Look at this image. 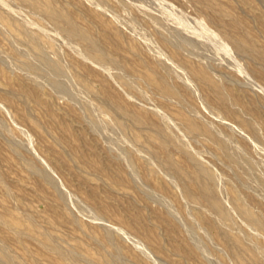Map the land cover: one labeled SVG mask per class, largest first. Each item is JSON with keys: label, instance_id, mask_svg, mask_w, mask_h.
<instances>
[{"label": "rangeland", "instance_id": "1", "mask_svg": "<svg viewBox=\"0 0 264 264\" xmlns=\"http://www.w3.org/2000/svg\"><path fill=\"white\" fill-rule=\"evenodd\" d=\"M85 1L89 5H82L81 0H56V3L70 10L79 23L91 25L94 34L106 40L104 44L108 52H111L110 54L115 58L118 57L117 59L127 66L126 69L95 64L82 49L80 50L81 47L76 40L51 28L47 18L18 0H0V245H2L0 248L9 253L13 260L19 263L25 262L23 264H103L101 257L112 252L121 264H180L178 262L181 261L185 264H198L197 260L191 258L189 260L187 256H184L187 254L184 250L179 254L174 253L172 243L180 244L186 240L191 243L189 245L199 257L211 264H235L229 253H225L226 250L222 249L215 231L203 225L207 215L202 208H197L198 206L188 202L184 196H180L177 181L159 169L154 160L135 143L136 139L145 142L151 132L130 123L127 117L113 108L110 102L101 100L104 98L102 95L104 96L107 92L111 96H122L119 98L123 100L125 97L126 104L132 106L131 108L134 106L135 110L139 109L137 111L142 112L140 114L148 120H162L172 132L180 135L191 150L196 149L193 151L195 158L216 174L217 179H220H218L219 185L225 193L231 186L245 191L242 193L249 195L246 197L249 198L251 205L254 207L259 205L263 213L264 193L250 181L247 184L245 181L236 180L232 166L223 158L218 148L204 140L192 138L180 128L175 119L177 112L183 110L182 107L170 101V98L166 99L162 92L155 91L145 76L146 71L142 62L151 64L156 61L167 66L170 64L168 67L171 69L172 78L180 81L176 83L177 81L173 79L174 82L176 81V85L182 90L187 87L192 88L186 91L190 94L192 92L193 97L187 98L196 105L203 104L204 107V93L201 88L196 89L185 75L186 72L176 67L177 63L174 62L176 57L173 56L172 48L164 45L158 47L160 44L155 45L154 41L144 37L138 26L128 23L121 16L117 2L128 6L151 33L164 34L175 46V42L179 41L177 32L182 30L181 34H185L194 43L205 47V50L212 48L214 52L217 51V55L219 53L222 58L219 62H222L217 70L213 69L215 72L212 70L213 75L224 78L225 82H230L228 83L234 95L251 108L263 129L264 76L254 72L258 66L253 62L242 56V58L239 55L236 56L228 45L218 41L219 39L204 29L196 16L195 8L200 7L196 0ZM214 1L217 3L224 1L222 3L233 5L235 11L245 12L243 16L245 15L256 35L257 43L264 46V3L259 0ZM9 20L24 24L27 30L36 36L39 35L37 37H40L43 43L61 56L66 73L65 76H58L67 86V92L52 87L48 78L54 75L47 68L41 67L43 69L42 71L40 69L41 72H35L18 62L17 57L29 62H34L36 57L33 50L19 39L17 29ZM158 20L164 24L158 23ZM116 30H121L122 35H117ZM116 39L117 41L119 39L121 47L132 52L131 55L125 48V50L115 49ZM177 43L178 48L180 45L179 42ZM179 51L182 53L181 50ZM182 54L191 63H203L194 55H188L186 52ZM217 55L214 53V56ZM231 76H237L239 81L230 80ZM123 83L136 85L139 83L137 86L143 89L149 99L146 95L145 98H139L131 92L130 94ZM33 84L37 85L39 90ZM34 87L37 89L34 90ZM12 93L14 96H10L13 95ZM111 106L112 109L109 108ZM203 112L206 118L210 119L205 120L208 124L230 128L236 132V135L239 134V140L252 145L253 141L246 137L245 130L213 114L206 105ZM121 115L123 116L119 118ZM196 120L201 121L200 118ZM122 123L124 128H121ZM118 126L124 130L121 131ZM243 137L246 138L244 141ZM18 139H22L27 154L21 149L19 154L13 151L11 142ZM257 143L254 141L253 145L256 144L257 150L264 157V145ZM124 149L133 153L137 165L144 163L152 170L148 180L143 178L141 169H136L129 164L124 156ZM241 149H239L240 153L245 156L244 150ZM109 154L118 156L136 187H126L123 184L118 177L117 165L113 164L118 162L111 159ZM172 156L175 161L184 163L182 155L177 151H173ZM27 157H33L32 159L36 160L47 173L49 172L52 178L59 181L64 199L59 205V216L51 210L52 189L29 171ZM93 165L104 167L107 175L96 174L92 170ZM90 187L93 189L89 190ZM94 189L97 195H92L90 192ZM139 190L151 195L152 199L146 201L142 197L139 206H136L127 193L137 197V194L141 192ZM103 205L108 214L101 212ZM164 212L170 213L174 221L170 218V222H164L160 217ZM139 213L144 216L143 226L153 227L157 231L162 242V253L154 252L148 244H145L146 242L130 232L127 225L124 226L116 221L117 218L127 215H130L128 219L132 220V217ZM232 216L238 220L234 212ZM220 225L225 227L222 223ZM247 231L264 245V234L257 228L248 227ZM51 239L56 241L53 242ZM45 241L53 243L56 251L53 249L51 252L52 248L46 246ZM254 245L257 246V251L253 249ZM60 247L65 251L59 250ZM252 249L259 253L262 260L264 259L258 244H253ZM66 250L69 251L66 252ZM64 252H66L65 255ZM56 253L59 257L64 256L59 259Z\"/></svg>", "mask_w": 264, "mask_h": 264}, {"label": "bare ground", "instance_id": "2", "mask_svg": "<svg viewBox=\"0 0 264 264\" xmlns=\"http://www.w3.org/2000/svg\"><path fill=\"white\" fill-rule=\"evenodd\" d=\"M18 1L22 3L23 5H26L29 9L33 10L34 12L42 15V17L44 16V18H47L48 20L47 22L49 23L48 25L51 28H54L60 31L61 33H64L67 36L76 40L81 47L80 50L82 49L90 57V59L93 62H95V64L104 65V66H108L111 68L126 69L127 66L123 62L118 60L117 59L118 57L115 58L112 54H110L111 52L110 53L108 52L107 47L104 44L106 40L100 39L101 37L98 38L94 34V31L91 25L79 23L77 19L73 16L71 11L65 7L57 5L56 0H18ZM99 1H104V0H99ZM259 1L264 3V0H259ZM81 2H82V5H86V4L89 5V3H87L85 0H81ZM196 2L200 6L198 8H195V12L197 13L196 16H197V19L201 22L202 26H204V29H206L209 32V34L211 33V35L213 34L217 39H219L218 41H221L222 43H225L226 45H228L233 50V53L235 52L236 56L237 55H239V57L242 56L246 58L248 61L253 62L256 66H258L257 68L258 70L256 69L254 72H257L258 74L264 76V46L257 43L256 35L253 33L252 28L248 23V20H246V18L244 17L245 15L243 16L245 12L240 11L242 13H239L235 11L234 10L235 7L233 8V5L228 4V3H222L224 1H222L221 3H217L214 0H196ZM117 3H118V10L121 16L128 23L138 26L140 32L144 35V37L146 36L152 41H154L155 43L153 42L152 43L155 45L160 44L158 45V47H161V45L162 46L164 45V46H169L172 48L173 56L176 57V60L174 61L175 63H177L176 67L178 66V68H180L182 72L184 71L188 74V75L187 74L185 75L188 77V79H190V82L196 86V89L197 87L201 88V90L204 93V103L208 110H210L213 114L219 117H222L226 119L227 121L231 122L234 126L245 130L246 137L251 142L253 141L254 143L255 141V143L256 142H258L259 144L263 143L264 145V129L261 126L262 125L261 122H259L256 119L251 108L248 107L247 104L242 102L239 99V97L234 95V93L232 92L230 88L231 86L229 84L230 83L229 81L225 82L224 78L213 75L214 73H212V70L215 68L217 70L220 67L221 62H222V61L219 62V60H221L222 58H220L221 55L219 53L217 55V51L214 52L212 48H209L208 51L207 49L205 50L204 49L205 47L203 48L202 46L194 43V41L191 40V38H188L185 34L184 35L181 34L180 32L182 30L180 32H177V38L179 40L177 42H179V45H180L177 48L176 47L178 44L177 42H175L176 43V46H175L174 43H172V41L168 39V37H166L164 34L151 33L146 26L142 25L143 23L141 24V21L138 20L137 16L131 12L128 6L126 7L122 3H119V2ZM86 8L88 9V7ZM91 16L93 17V15ZM96 17L98 16L96 15ZM9 21H11L13 26L17 29L19 39L23 42V44H26L33 50L35 57H36V60L34 62H29V61H26L14 55L17 57L18 62L24 67L32 71H35V72L36 71L41 72L43 70L41 69V67L47 68L54 75L53 77L51 76L48 78L52 87L56 88V90L59 89L60 91L67 92L68 91L67 86L65 85L63 81L60 80L61 78L59 79V76H58V75H64L66 73V69L60 59L61 56L58 53L54 52L51 49V47L43 43L40 40V37L39 38L37 37L39 35L36 36L34 33L27 30L24 24L15 23L14 20H9ZM157 22L160 24H164L160 20H158ZM32 26H36V25H32ZM162 26L165 27L164 25ZM116 34L122 35L121 30H116ZM116 44L117 46H115L116 47L115 49L121 50V48H123L119 44V39L118 41L116 39ZM125 49L128 51V53H130L127 48ZM179 50H181L182 53L186 52L188 55L189 54L194 55L195 57L203 61V63L201 64L200 62L199 64L191 63L189 60H187L184 57V55ZM135 53L138 54L137 52ZM214 53L217 56H214ZM122 56H124V54ZM127 60L129 61L128 58ZM142 61H145V60H142ZM142 63H144L142 66L144 67L146 71L145 76L149 80V82L151 83L155 91L158 90L162 92L165 95L166 99L170 98L171 99V100L169 99L170 101H174L175 103L180 104V106L182 107L181 109L183 110L177 112V116L175 119V121L177 120L180 128L185 130L188 133V135L191 136L192 138L204 140L206 142H209L216 148H218L223 158L228 162V164L232 166L234 178H236V180L245 181L247 184L250 181L251 183L254 184L256 188L260 189L261 192L263 191L264 193V174H263L264 157L257 150L256 144L254 146L252 143L253 145L252 146L251 144H249V142L244 141V139H246L244 137H243L244 142H242V140H239L240 138L238 137L239 134L236 135L235 134L236 132H234L230 128H224V127L221 128L220 126L215 127L213 124H208V122L205 120L209 118H206V116L203 114L205 105L204 107H203V104L196 105L195 103L191 102V100L187 98L190 96L193 97V93L191 92L190 94L188 91H186L188 89L187 86H186L187 89L182 90L181 87L179 88L176 85V83H179L180 81L178 82V79L176 80L175 78H172L173 76L171 73V69L169 68L170 64L168 65L169 66L168 67L167 65L163 63H157L156 61L153 62L155 64L153 63L150 64V62L146 63V61ZM173 71L174 70H172V72ZM55 75H57L58 78L55 77ZM64 76L62 77L64 78ZM173 79L176 80L177 82L175 81L176 82L175 83ZM230 80L237 81V82L239 81L237 76H234V77L231 76ZM131 83H125V84L123 83V85L126 86L129 93L131 92L132 94H134L135 96H138L139 98H145V95H146L147 99H149L147 94H145V92L143 91V89L137 86L139 83L137 85L131 84ZM239 84H242V83H239ZM28 85L27 87H29ZM34 86H37V85H34ZM186 87H183V88H186ZM36 89L37 88L34 87V90ZM38 90H39V87H38ZM10 96H14V94ZM100 97L101 96L99 95V98ZM102 97L104 98H102L101 100L105 99V101H107L108 103L110 102L114 106L113 108L122 112L127 117L126 119L130 121V123L143 129L144 131L146 130V131L151 132V135L149 136V138L145 140V142H140L136 139L135 143L138 145V147H140L143 151H145L147 155L151 157L152 160H154V162L156 163V166L159 169H161L169 177L177 181L180 196H184L188 202H191L195 206H198L197 208H202L203 212L206 213L207 215V217L204 219L203 225L215 231V236L218 242L220 243V245H222L223 247L222 249H224V251L226 250L225 253L226 252L229 253V256H231L233 262L235 264H264L263 262L264 259L262 260L259 253L257 252L258 253L257 254L253 250V249H256L257 246L254 245L255 248L252 249L253 244H258L261 254L264 255V245L258 242L247 231L248 227H255L258 229L259 232L264 234V213L261 207L259 205H257L256 207L251 205V203L248 200L249 198L247 199L249 195L242 193L245 191H240L235 186H231L229 190L225 193L222 190L221 186L219 185V181H218L219 178L217 179V177L215 176L216 174H214L210 168L204 166L201 162H199L195 158L193 151L196 149L191 150V148L185 143V141L180 137V135H177V133L172 132L169 129V127L164 122H162V120L161 121L160 120L158 121L148 120L146 117L140 114L142 112L137 111L139 109L135 110L133 109L134 106L133 108H131L132 106L127 105L125 101V97L123 100L122 98H119L122 96H117V97L113 95L111 96L107 92H105L104 96L102 95ZM8 98L10 99V97ZM99 104H101V102ZM85 108L89 109L86 106ZM109 108L112 109V106ZM114 113H116L115 110H114ZM122 116L123 115H121L119 118H121ZM151 118L152 117H150V119ZM197 118H200L201 121L196 120ZM116 125H117V122H116ZM118 128H120V126H118ZM121 128H124V125L121 126ZM122 130L124 129H121V131ZM144 136H145V133H144ZM11 144L13 146V151L16 154H19L20 149L23 150L24 153L27 152L22 139H18V141L11 142ZM239 147H241L242 149ZM239 149H241L242 151L244 150L245 156H242ZM173 151H177L179 154L182 155L183 160H184L182 161L185 164L184 163L181 164L175 161V158H173L172 156ZM109 155L111 159H114V161L116 160L118 162V164L117 163H113V164L117 165V168L119 171L118 177L121 179L123 184L126 187H136L134 180L132 179V177L129 176V174L127 173L125 169L126 167L119 160L118 156L114 154L113 155L109 154ZM124 156H126L129 164H131L136 169L137 168L139 170L141 169L142 173L141 172L140 173L142 174L143 178L145 180H148V177L152 174V170L144 163L142 164L140 163L141 165H137L134 160L135 157L133 153L127 149H124ZM32 158L33 157L31 158L27 157V159H29V171L35 176H37L41 182L48 185V187L52 189L53 202L51 205V208H52L51 210L54 214L59 216L60 215L59 205L64 200L59 181L52 178L51 175L48 174L49 172L47 173L46 170L42 166H40L36 160ZM92 168H93L92 170L98 175H102V176L107 175V172L105 171L104 167H102L101 165H93ZM251 183H249V185ZM91 188L92 187H90L89 190ZM90 192H92V195H97L95 189ZM64 194H65V191H64ZM127 195H129L132 203L136 206H139V202L142 197H144L146 201L148 199H152L151 195L145 192H142V191L137 194L138 195L137 197H133L128 193ZM174 197L176 198V196ZM181 198L183 199V197ZM101 212H103L104 214H108V211L104 205H103ZM232 212H234L238 216V220L233 218ZM128 217H130V215L121 216L117 218L118 220L116 219V221H118L120 224H123L124 226L127 225L130 229V232H132L138 238H141L142 241L146 242L145 244H148L153 249L154 252H156L157 254L162 253L163 252L162 242L157 234V231L153 227L149 228V227H146L147 225L143 226L144 216L139 213L133 216L132 220H129ZM160 217L162 218L164 222L166 221L170 222L171 220L174 221L172 218V215L168 212H164V214L160 215ZM170 218L172 219L170 220ZM220 223H222L225 227H222ZM20 236H23V235H20ZM249 240L252 241V243ZM37 241L39 242V240ZM52 241L55 242L56 240L55 241L52 240ZM1 242L3 241L1 240ZM188 242L189 241L185 240V241H182L180 244L172 243L173 244L172 249L174 253L179 254L181 253L182 250H184L187 252V254H184V252L182 253L184 254V256H187L189 260L191 258V259L197 260L198 264H211V262L209 263V261L205 260L204 258L199 257V255L195 252V250L189 245L191 243H188ZM39 243H41V241ZM45 244L49 248H52L51 249L52 251L50 249L49 251L53 252V249L55 248L53 243L45 241ZM56 244H58V242ZM61 248L62 247H60L59 250L65 251L64 249H61ZM67 251L69 250H66V252ZM66 252H64V255ZM64 255H60V257ZM98 255H101V254H98ZM56 256L60 259L58 254ZM69 256L71 257V255H68V257ZM116 257L112 252V253H107L105 256H102L101 260L103 264H121V262H119V260ZM13 259L12 257H10L9 253L7 254L6 251L3 250V248L2 249L0 248V264H23L25 263V262L19 263ZM166 262L167 261H165L164 263ZM181 262L185 264L184 261H181ZM181 262H178V263L181 264Z\"/></svg>", "mask_w": 264, "mask_h": 264}]
</instances>
